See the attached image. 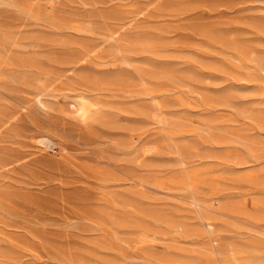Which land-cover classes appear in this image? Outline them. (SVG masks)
I'll list each match as a JSON object with an SVG mask.
<instances>
[{
  "label": "rangeland",
  "instance_id": "1",
  "mask_svg": "<svg viewBox=\"0 0 264 264\" xmlns=\"http://www.w3.org/2000/svg\"><path fill=\"white\" fill-rule=\"evenodd\" d=\"M250 263L264 0H0V264Z\"/></svg>",
  "mask_w": 264,
  "mask_h": 264
},
{
  "label": "bare ground",
  "instance_id": "2",
  "mask_svg": "<svg viewBox=\"0 0 264 264\" xmlns=\"http://www.w3.org/2000/svg\"><path fill=\"white\" fill-rule=\"evenodd\" d=\"M83 115L87 114L86 110H82ZM254 262V261H253ZM251 264V263H250ZM256 264V263H255Z\"/></svg>",
  "mask_w": 264,
  "mask_h": 264
}]
</instances>
